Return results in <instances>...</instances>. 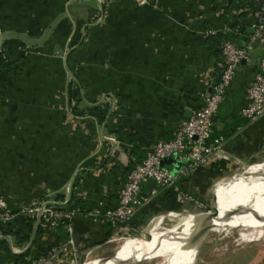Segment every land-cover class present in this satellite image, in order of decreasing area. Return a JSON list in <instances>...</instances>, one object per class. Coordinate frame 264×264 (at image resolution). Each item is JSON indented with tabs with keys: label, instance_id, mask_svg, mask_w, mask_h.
Here are the masks:
<instances>
[{
	"label": "crops",
	"instance_id": "obj_1",
	"mask_svg": "<svg viewBox=\"0 0 264 264\" xmlns=\"http://www.w3.org/2000/svg\"><path fill=\"white\" fill-rule=\"evenodd\" d=\"M231 1L111 2L105 23L92 30L88 43L82 45L80 39L77 51L65 54V62L74 66L66 68L75 84L71 94L79 107L82 103L91 111L78 122L66 114L70 87L65 74L51 73L49 57H41L38 64L15 51L21 67L28 68L22 74L11 68L0 71V197L8 207L47 194L56 199L46 202L67 204L71 182L70 197L85 211L100 216L113 207L127 171L141 162L144 151L172 139L199 108V95L210 90L221 69L222 39L248 50V59L238 65L218 107L209 138L222 140L231 162L212 161L179 180L178 187L206 204L218 182L238 169L263 163L264 117L250 121L240 111L264 47L249 43L255 6L241 0L239 7L231 8ZM206 30L216 33L206 35ZM12 38L8 46L21 44L16 35ZM164 165L179 167L173 158ZM153 188L151 181L141 187V198L150 199L129 224L136 231L154 216L188 209L172 189L151 197ZM3 227L0 224V240L9 250H0V264L36 262L52 252H58L60 264H77L89 251L110 250L111 239L124 231L111 229L99 218L78 216L72 221L74 248L64 251L59 245L66 238L62 228L42 229L33 243L34 236L19 244L3 234Z\"/></svg>",
	"mask_w": 264,
	"mask_h": 264
},
{
	"label": "built area",
	"instance_id": "obj_2",
	"mask_svg": "<svg viewBox=\"0 0 264 264\" xmlns=\"http://www.w3.org/2000/svg\"><path fill=\"white\" fill-rule=\"evenodd\" d=\"M248 2H252L258 7L255 11L254 22L251 24L249 43L264 47V0H248ZM205 33L214 35L216 32L206 30ZM219 51L222 57L221 69L211 84L210 90L203 91L199 95V108L175 132L172 139L157 141L144 151L141 162L127 171L113 207L105 209L100 216L97 212L85 211L81 206L64 208L66 205L64 203L57 204L46 201V203L24 202L16 209H11L0 197V224L6 226L18 218L39 219L42 221L41 225L44 229L62 228L66 238L59 245L61 250L69 251L73 250L75 245L72 221L78 216L99 218L113 230H124L121 233L117 232L118 234L111 241L135 237L136 230L129 224L138 210L150 199L140 196L141 187L147 181L154 183V188L150 192L151 197L155 196L158 190L172 189L178 200L188 207L180 212L196 211L203 208L202 203L178 187V182L212 161L231 162V158L222 148V140L215 139L210 142L209 138L212 132L213 118L233 82L237 67L241 61L248 59L247 48L237 46L229 39L221 40ZM246 98L247 103L240 111L241 116L250 121L264 117V57L258 61L257 71L246 90ZM169 158H173L179 164L176 170H171L162 164ZM57 254L58 252H52L45 259L26 264H47L49 261H54L57 264L63 263L62 260H57ZM91 255L92 253L89 251L77 264H84ZM93 255H98V253ZM83 260L85 261L81 263Z\"/></svg>",
	"mask_w": 264,
	"mask_h": 264
},
{
	"label": "rangeland",
	"instance_id": "obj_3",
	"mask_svg": "<svg viewBox=\"0 0 264 264\" xmlns=\"http://www.w3.org/2000/svg\"><path fill=\"white\" fill-rule=\"evenodd\" d=\"M117 1L121 0H0V60L3 62L2 66H9L12 73L21 74L25 68H28V66L21 67L17 55L14 56L15 51H18L20 55L25 54V58H30L38 64H41V57L44 60L49 57L51 73L62 71L65 74L64 82L67 87H70L68 88V106L67 109L65 108L67 117H70L73 122L84 120L90 116L91 111L82 103L79 107L78 98L71 94L75 84L68 76L66 68L68 66L72 69L74 66L73 63L65 62V54L71 49V52L77 51L76 45L80 39H82V45L88 43L92 30L105 23L106 9L111 2ZM131 1L138 3L139 0ZM14 35L22 40H19L22 45L19 43L20 45L15 47L8 46L7 43L14 40L12 38ZM53 61L55 64L52 63ZM1 70L5 71L0 67ZM238 172H240L239 169L236 173ZM52 199L55 200V196L47 194L41 199L22 201L20 204L30 201L45 202V200ZM211 199L209 197L206 204H203V208L196 212L212 213ZM188 212L195 211L189 210ZM144 228L145 224L135 232L134 236H144L148 239ZM118 246V241H113L112 248L99 252L98 256L110 257ZM92 257V255L89 256L87 260ZM200 264H264V227L244 237L227 238L220 248L210 252Z\"/></svg>",
	"mask_w": 264,
	"mask_h": 264
},
{
	"label": "bare ground",
	"instance_id": "obj_4",
	"mask_svg": "<svg viewBox=\"0 0 264 264\" xmlns=\"http://www.w3.org/2000/svg\"><path fill=\"white\" fill-rule=\"evenodd\" d=\"M227 176L215 186L211 212H167L152 217L144 236L117 240L110 257H93L84 264H200L227 239H237L264 227V162ZM212 222L203 232L202 227Z\"/></svg>",
	"mask_w": 264,
	"mask_h": 264
},
{
	"label": "trees",
	"instance_id": "obj_5",
	"mask_svg": "<svg viewBox=\"0 0 264 264\" xmlns=\"http://www.w3.org/2000/svg\"><path fill=\"white\" fill-rule=\"evenodd\" d=\"M239 1L241 2V0H232L229 4V7L231 8L239 7L240 6ZM250 4L254 5L255 9L257 10L258 7L256 4L252 2ZM2 65L3 62L0 60L1 68H4L5 70L10 69L9 66H2ZM76 206H80V204L78 202H75L73 196L71 195L69 201L64 206V208H72ZM35 220L36 219L18 218L16 221H13L12 223L3 227V231H4L3 234L14 236L15 240L19 244L28 242L29 240H31V237L34 236V238L31 240L33 243L35 237H37L42 232V229H44L42 228L41 220H39V225L37 227H34V223L36 222ZM0 250H9L5 240H0Z\"/></svg>",
	"mask_w": 264,
	"mask_h": 264
},
{
	"label": "water",
	"instance_id": "obj_6",
	"mask_svg": "<svg viewBox=\"0 0 264 264\" xmlns=\"http://www.w3.org/2000/svg\"><path fill=\"white\" fill-rule=\"evenodd\" d=\"M214 119H216V116H214V118H213V120ZM163 165H164V162L162 163ZM72 183L73 182H71V184H70V187H69V196H68V200H69V198H70V193H71V188H72ZM67 200V201H68ZM211 209H212V217H211V219H215L216 217H218V215H219V213H218V210L214 207V206H211ZM39 220V219H38ZM212 222H208L207 224H205V226L204 227H202V229H203V232L204 231H207V230H209L211 227H212ZM147 236L149 237V235L147 234Z\"/></svg>",
	"mask_w": 264,
	"mask_h": 264
}]
</instances>
